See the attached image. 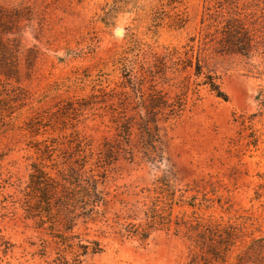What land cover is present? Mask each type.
I'll use <instances>...</instances> for the list:
<instances>
[{
    "label": "rangeland",
    "instance_id": "1",
    "mask_svg": "<svg viewBox=\"0 0 264 264\" xmlns=\"http://www.w3.org/2000/svg\"><path fill=\"white\" fill-rule=\"evenodd\" d=\"M208 4L0 0V264H57L51 239L44 235L42 250V230L25 217L33 165L52 177L68 168L104 176V215L73 230L102 247L84 264H264V106L254 99L264 89L263 48L251 59L219 54L216 40L202 51L226 100L194 87L172 61L154 73L165 48L183 49L193 36L196 48ZM238 5L264 39V0ZM155 93L186 104L174 116L152 115L161 158L151 162L138 125ZM159 178L181 199L170 225L145 240L121 236L119 223L144 224L141 209Z\"/></svg>",
    "mask_w": 264,
    "mask_h": 264
},
{
    "label": "trees",
    "instance_id": "2",
    "mask_svg": "<svg viewBox=\"0 0 264 264\" xmlns=\"http://www.w3.org/2000/svg\"><path fill=\"white\" fill-rule=\"evenodd\" d=\"M208 1L209 4L205 6L201 18L203 33L201 34V31L199 33L196 48L194 46L195 36L189 39L191 44L187 43L182 47L183 49L165 48V54L158 59L159 65H153L155 66L154 73L163 74L167 68V60L172 61L176 70L188 72L189 77H194V87L207 86L209 91L217 97L226 100L227 96L221 88V77L204 64L202 59L205 57V53L203 54L202 51L210 42L216 40L218 45L216 52L219 54L233 53L251 59L253 54H261L259 53L261 48L264 52V39H256L257 37L250 33V28H255V26L251 25V21L246 23V19L241 17H246L247 14L246 8L239 7V0ZM195 49L196 52H194ZM250 65L252 68L255 67L254 64ZM149 73H152V70H149ZM156 94L151 96L149 103L144 107L149 115L148 119L144 120L142 125H138L140 151L151 162L156 161L157 157L161 158L158 153V126L153 116L156 112L166 110L168 116L177 115L186 104V99L182 95H177L173 101H168L163 95ZM254 99L264 106L263 88L258 91ZM131 126L126 123L122 127V131L130 135ZM80 166L84 165L80 164ZM32 168L33 173L29 175L27 186L29 189L27 196L30 201L24 206V211L25 217L34 220L36 227L42 230V250L46 249L49 244L48 239L44 238L46 235L54 244L56 256L53 261L55 263L67 264L70 261V264H84V257L101 252L102 247L97 240L84 241L73 230L78 220L87 224V222H96L99 217L104 215V209L99 210L101 206L105 208L108 204L106 199L108 194L99 187V184L102 185L104 182V176L100 175L97 178L92 170L87 172L68 168L66 172H59L56 177H52L49 172L38 165H33ZM155 182L156 186L153 189L155 196L150 195V205L141 209L144 224L119 223L121 236L136 235L145 240L152 230L170 225L172 221L171 208L181 199H177V190L168 180L159 178ZM146 191L150 194V189ZM158 195L162 199H159ZM182 196L178 195V197ZM159 202L163 204L161 207ZM165 207L170 209L166 215L162 213ZM165 210L167 211V209ZM130 217L128 215L127 219ZM115 219H118V215L115 216ZM115 222L118 223V220ZM174 224L185 226V223L181 221H174ZM3 254H6V250L3 251ZM6 264L11 263L6 262Z\"/></svg>",
    "mask_w": 264,
    "mask_h": 264
},
{
    "label": "water",
    "instance_id": "3",
    "mask_svg": "<svg viewBox=\"0 0 264 264\" xmlns=\"http://www.w3.org/2000/svg\"><path fill=\"white\" fill-rule=\"evenodd\" d=\"M117 31H119V29H117Z\"/></svg>",
    "mask_w": 264,
    "mask_h": 264
},
{
    "label": "bare ground",
    "instance_id": "4",
    "mask_svg": "<svg viewBox=\"0 0 264 264\" xmlns=\"http://www.w3.org/2000/svg\"><path fill=\"white\" fill-rule=\"evenodd\" d=\"M118 32V31H117ZM118 33H120V32H118Z\"/></svg>",
    "mask_w": 264,
    "mask_h": 264
}]
</instances>
